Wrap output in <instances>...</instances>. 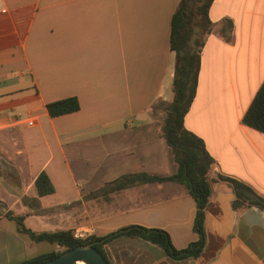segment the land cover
<instances>
[{
	"label": "crops",
	"instance_id": "obj_1",
	"mask_svg": "<svg viewBox=\"0 0 264 264\" xmlns=\"http://www.w3.org/2000/svg\"><path fill=\"white\" fill-rule=\"evenodd\" d=\"M179 2L0 0V222H7L0 224V264L33 254L34 241L9 210L36 231L104 236L141 225L166 230L177 249L198 240L197 202L185 185L114 183L129 173L177 171L150 107L173 97L170 39ZM209 16L214 27L184 124L214 157L212 176L242 180L264 197V133L242 122L264 81V0H214ZM68 97L80 109L50 116L47 104ZM42 172L55 190L38 196ZM234 198L226 182L212 183L197 257L174 259L122 235L107 244L111 262L264 264V208L236 209Z\"/></svg>",
	"mask_w": 264,
	"mask_h": 264
},
{
	"label": "trees",
	"instance_id": "obj_2",
	"mask_svg": "<svg viewBox=\"0 0 264 264\" xmlns=\"http://www.w3.org/2000/svg\"><path fill=\"white\" fill-rule=\"evenodd\" d=\"M214 0H180L173 16L170 45L175 52V68L172 83L173 97L170 101L159 98L150 109L154 113H164L162 136L170 146L177 171L170 175L149 174L147 172L129 173L114 181L117 187H127L135 183H153L172 181L185 185L197 202V213L194 228L199 235L198 240L191 242L187 247L177 249L169 233L161 228H149L141 225H130L120 228L107 235L97 234L85 237L76 236L74 229L57 231H36L25 223V216L15 214L9 210L5 215L15 220L19 232L25 233L34 242L57 243L61 250L48 251L27 258L22 264L42 262L52 259L70 248L84 244H94L105 256L110 264L107 244L114 238L129 235L147 240L170 257L178 260L197 257L206 243L204 226L205 211L210 201L212 183L224 181L233 190L235 198L234 208L239 209L251 205L264 208V197L251 185L234 177L223 174L212 176L214 157L206 148L204 140L196 133L187 129L184 120L196 96L201 52L208 35L212 32L214 22L209 16V10ZM229 27L232 21L227 20ZM50 116H59L72 113L80 109L77 97H68L47 104ZM242 122L264 133V81L254 96L249 108L242 118ZM35 189L38 196L54 193V185L46 172H42L35 180ZM30 205H33L30 203ZM0 214H2L0 210Z\"/></svg>",
	"mask_w": 264,
	"mask_h": 264
},
{
	"label": "water",
	"instance_id": "obj_3",
	"mask_svg": "<svg viewBox=\"0 0 264 264\" xmlns=\"http://www.w3.org/2000/svg\"><path fill=\"white\" fill-rule=\"evenodd\" d=\"M28 264H110L94 244L78 245L42 262Z\"/></svg>",
	"mask_w": 264,
	"mask_h": 264
},
{
	"label": "rangeland",
	"instance_id": "obj_4",
	"mask_svg": "<svg viewBox=\"0 0 264 264\" xmlns=\"http://www.w3.org/2000/svg\"><path fill=\"white\" fill-rule=\"evenodd\" d=\"M163 114L164 113H159L157 115V119L161 123H163V121H164L163 120L164 119V115ZM55 199H56V197H50L49 198L50 201H54ZM2 223H6L7 224V222H4V221L0 222V224H2ZM31 247H32L33 254L30 257H33L34 255L36 256L39 253L48 252V251H56V250H61L62 249L61 245H59L57 243H49V242H32L31 243Z\"/></svg>",
	"mask_w": 264,
	"mask_h": 264
},
{
	"label": "built area",
	"instance_id": "obj_5",
	"mask_svg": "<svg viewBox=\"0 0 264 264\" xmlns=\"http://www.w3.org/2000/svg\"><path fill=\"white\" fill-rule=\"evenodd\" d=\"M25 122L28 125H33L34 124V120L33 119H27ZM75 235L76 236H81L80 234H77V232H75ZM81 237H84V236H81Z\"/></svg>",
	"mask_w": 264,
	"mask_h": 264
}]
</instances>
